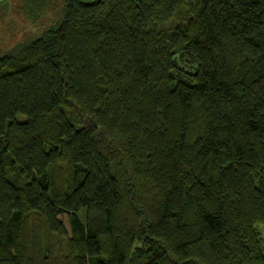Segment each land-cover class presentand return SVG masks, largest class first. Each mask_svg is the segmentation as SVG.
<instances>
[{
  "label": "trees",
  "instance_id": "obj_1",
  "mask_svg": "<svg viewBox=\"0 0 264 264\" xmlns=\"http://www.w3.org/2000/svg\"><path fill=\"white\" fill-rule=\"evenodd\" d=\"M17 3L0 264H264V0Z\"/></svg>",
  "mask_w": 264,
  "mask_h": 264
},
{
  "label": "rangeland",
  "instance_id": "obj_2",
  "mask_svg": "<svg viewBox=\"0 0 264 264\" xmlns=\"http://www.w3.org/2000/svg\"><path fill=\"white\" fill-rule=\"evenodd\" d=\"M60 1V0H58ZM83 3H93L98 0H80ZM17 0H0V5L6 7L4 15H0V54L13 49L17 44H26L39 37L41 33L51 25L53 16L52 9L46 11L49 19L42 20L39 24L28 21L21 13L15 10ZM8 5L12 6L9 10ZM260 232L264 242V227L261 226Z\"/></svg>",
  "mask_w": 264,
  "mask_h": 264
}]
</instances>
